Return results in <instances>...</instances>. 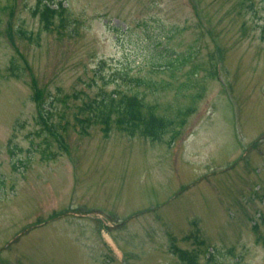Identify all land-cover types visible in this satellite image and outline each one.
I'll return each instance as SVG.
<instances>
[{"label":"rangeland","instance_id":"obj_1","mask_svg":"<svg viewBox=\"0 0 264 264\" xmlns=\"http://www.w3.org/2000/svg\"><path fill=\"white\" fill-rule=\"evenodd\" d=\"M0 264H264V0H0Z\"/></svg>","mask_w":264,"mask_h":264},{"label":"trees","instance_id":"obj_2","mask_svg":"<svg viewBox=\"0 0 264 264\" xmlns=\"http://www.w3.org/2000/svg\"><path fill=\"white\" fill-rule=\"evenodd\" d=\"M188 57L183 56V54L177 55L173 59H168L165 62V66L167 70L171 73V76L174 77L178 71L182 69V67L186 66L188 61ZM193 71L188 74V78L186 82H181L178 86V91L181 92V90H187L189 88V84L191 83L190 77H194L197 75L198 69L196 67L192 68ZM123 82L126 81L133 85H143L151 89H156L158 85L161 83L158 82H151L149 80H144L139 77H124L123 76ZM132 87V88H133ZM132 88L127 89L126 91H121L118 88L113 89L112 92H107L106 90H102L101 93H99L98 98H92L89 102H86L82 105V108L80 109V112L84 114V116L79 115L81 124L85 125L86 123L92 124H99L101 127H105V129H109L110 126H112L115 123L119 124H136L137 122H143L145 121L142 117V115L138 112V107L141 109L140 104L138 103L140 101L139 93L138 91L133 92ZM197 95V94H196ZM194 95V98L197 97ZM191 110H194V108H190V110L187 111V113H190ZM139 114V115H138ZM41 119V125L39 128L38 133H36V138H40L42 140L43 144H47L50 142L48 138L50 136H53V138H57V133L55 131H61L65 130V125H59L58 128L53 125L52 123H49V118L46 120L42 117ZM147 122H156L153 118H149ZM57 140H60V137L57 138ZM36 146H34L35 148ZM42 156L46 160H51L54 158V154H45L42 152Z\"/></svg>","mask_w":264,"mask_h":264}]
</instances>
